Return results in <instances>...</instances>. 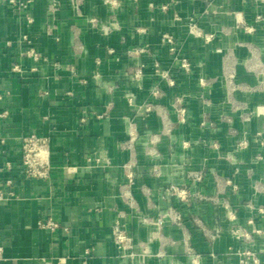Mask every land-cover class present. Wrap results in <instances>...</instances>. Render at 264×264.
Wrapping results in <instances>:
<instances>
[{
  "label": "crops",
  "instance_id": "obj_1",
  "mask_svg": "<svg viewBox=\"0 0 264 264\" xmlns=\"http://www.w3.org/2000/svg\"><path fill=\"white\" fill-rule=\"evenodd\" d=\"M22 1L26 7L0 0L3 264H240L242 252L264 264V2L177 0L162 9L169 0ZM92 16L107 22L105 33ZM192 20L202 36L191 32ZM164 32L191 59L190 73L162 43ZM138 46L148 50L129 53ZM31 47L40 59L28 56ZM155 61L175 84L158 75ZM136 67L143 69L137 78L129 73ZM129 95L158 109L143 117ZM181 103L185 121L176 112ZM132 118L134 154L123 145ZM30 133L50 139L47 178L23 173L22 138ZM130 160L138 211L121 195ZM171 183L206 197L181 200L165 193ZM170 208L181 223L167 216L155 225ZM47 217L62 227L41 228ZM117 218L134 240L127 252L113 237ZM234 225L251 238L238 237Z\"/></svg>",
  "mask_w": 264,
  "mask_h": 264
},
{
  "label": "built area",
  "instance_id": "obj_2",
  "mask_svg": "<svg viewBox=\"0 0 264 264\" xmlns=\"http://www.w3.org/2000/svg\"><path fill=\"white\" fill-rule=\"evenodd\" d=\"M9 1L15 7H18V8L27 6V2H24L22 0H9ZM134 1H137V0H134ZM259 1L264 2V0H259ZM105 2L111 5H119L121 2H124V0H105ZM175 2H177V0H169L167 2L162 3L160 7L162 9H168L170 4L175 3ZM150 4L155 5L153 1H150ZM54 5L55 3L52 4V6ZM29 18L31 19V17ZM260 18L261 16L258 15L257 19H260ZM88 21L92 24L94 28L100 29L104 33L106 32V25H107L106 21H103L95 16L88 17ZM240 26H243L248 31L253 30L252 25L240 23ZM190 30L195 35L202 36V32L200 31L199 27L196 25V23L193 20L190 22ZM205 36H206V39H209L211 38L212 35L209 34ZM25 39H27V37H25ZM161 41L163 44H165L168 47L170 54L173 56L174 61H176L179 64L181 71L184 73H190L192 70L191 59L187 55L180 52L179 42H178L177 37L170 32H164L161 35ZM147 50L148 49L146 46H138L128 51L130 54H132V53L145 52ZM109 51L112 52L113 49H110ZM27 54L28 56L36 60L40 59L42 56L41 53L33 47L28 49ZM155 68H156L155 71L158 73V75L168 80L170 84L172 85L175 84V78H173L171 72L166 68H162L159 65L158 61H155ZM13 70L17 72L22 71L19 64L14 65ZM129 73L134 75V77L137 78L143 74V69L141 67L130 68ZM233 77L234 76L232 73L228 74L227 83L230 85V87L235 88L237 87V84L233 81ZM199 82L201 86H205L207 84V80L205 77H200ZM160 92L161 90L158 84H155L153 87L152 93L154 95H158L160 94ZM128 102L132 106H135L138 111L137 113H141L143 117L148 116L150 113L158 109L157 105L153 104L152 102L136 103L132 95L128 96ZM176 107H177L176 112L179 116V119L181 121H185L186 112H187L186 106L181 103L177 105ZM5 114L6 112H0V116H3ZM105 114L106 112L101 114L100 116H104ZM205 124H207V121L203 120L202 125H205ZM138 137H139L138 127H137L135 119L132 118L130 121L129 137L127 141L123 143V145L125 147L130 148L133 154L135 152L134 151L135 143ZM4 142H5V138L0 135V143H4ZM49 148H50V139L49 137L45 135H39L37 133H30L28 135H25L22 138V146H21L22 169H23V173L25 176L32 177V178H47L49 176V172L51 168L50 159H49V156H50ZM258 157H260V155ZM134 165H135V161L133 160L128 161L124 165V168L127 170L128 181L122 185L121 195L127 205H129L134 210L138 211L139 210L138 202L132 190L133 184L135 182V177H136V173L133 168ZM151 171L154 174H159V167L155 165L154 167L151 168ZM193 175L198 180L202 179V174L200 172H195ZM164 191L165 193H169L175 197L180 198L181 200H188L192 195L202 198V199L206 197L205 195L199 192L192 194L186 186H180L175 183L166 185L164 187ZM8 194H11V193H8ZM7 196H8L7 193L4 190L0 189V199L6 198ZM167 216L174 219V221L178 223H181V221L183 220V216L180 211L174 208H170L169 211H167L166 213L154 219L153 223L157 225L158 227H160L163 225L165 221V217ZM148 220H149L148 218H144V221L148 222ZM38 225L41 228H46V229H49L50 231H56L62 227L60 222L52 217L39 219ZM232 230L237 234L238 237L245 238V239L251 238L252 233L247 231L245 228H243L240 225H234ZM256 232H262V230L258 229L256 230ZM113 237H114L116 244L122 251L127 252L129 249L131 250L133 249V244H134L133 237L129 234L126 225L119 218H117L113 224ZM4 260H5L4 247L0 242V264H3ZM46 264H50V263L47 262ZM240 264H262V263L257 253L242 252Z\"/></svg>",
  "mask_w": 264,
  "mask_h": 264
},
{
  "label": "rangeland",
  "instance_id": "obj_3",
  "mask_svg": "<svg viewBox=\"0 0 264 264\" xmlns=\"http://www.w3.org/2000/svg\"><path fill=\"white\" fill-rule=\"evenodd\" d=\"M240 260H241V257H240Z\"/></svg>",
  "mask_w": 264,
  "mask_h": 264
}]
</instances>
